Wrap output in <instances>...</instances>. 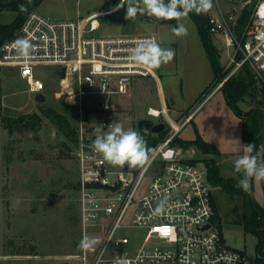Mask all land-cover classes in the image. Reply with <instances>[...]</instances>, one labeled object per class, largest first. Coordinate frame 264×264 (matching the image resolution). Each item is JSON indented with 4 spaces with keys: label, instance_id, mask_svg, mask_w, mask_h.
Here are the masks:
<instances>
[{
    "label": "built area",
    "instance_id": "2783aa9c",
    "mask_svg": "<svg viewBox=\"0 0 264 264\" xmlns=\"http://www.w3.org/2000/svg\"><path fill=\"white\" fill-rule=\"evenodd\" d=\"M78 20L56 19L36 9L29 13L18 33L3 42L0 65L15 67L30 91L45 88L37 74L41 64L65 67L61 79L66 103L78 107V206L80 241H98L93 251L79 248L76 254L45 256L48 264H257V255L227 243L223 229L214 219V187L206 167L193 162L185 149L174 145L193 112L177 122L164 106H149L148 118L164 114L170 127L165 139L148 153L143 166H113L96 152L98 133L87 124V114L99 107L100 126L106 131L114 120L116 95H126L136 76H157L134 62L131 50L137 43L154 40V33L96 35L99 15ZM234 15H210V31L220 35L228 53V74L223 83L244 63H249L264 84V0H255L248 22L239 37ZM27 41V56L19 52V42ZM238 54L241 57L238 58ZM73 92L74 102H68Z\"/></svg>",
    "mask_w": 264,
    "mask_h": 264
},
{
    "label": "rangeland",
    "instance_id": "374dc122",
    "mask_svg": "<svg viewBox=\"0 0 264 264\" xmlns=\"http://www.w3.org/2000/svg\"><path fill=\"white\" fill-rule=\"evenodd\" d=\"M254 3L255 0H213L209 14L219 12L226 17L233 14L231 24H234L243 8L248 6L252 11ZM120 4L121 0H43L37 9L51 18L67 20L82 19L96 12L109 13L97 17L100 27L96 35L156 34L161 48L174 50V58L157 68L156 77L136 76L126 95H116V115L110 124L138 129L139 120L147 118L149 106H164L177 122L184 120L186 112H193L179 135L184 139L200 135L216 151L203 154L192 147L185 149V154L200 160L202 168L203 159L213 157L225 177H238L234 160L243 155L241 145H246L242 122L221 88L211 86L206 90L215 75L195 22L188 14L176 22L156 20L148 14L126 19L127 8L113 10ZM14 16V10L0 9V23L10 22ZM181 24L187 34L177 36L173 28ZM213 39L221 65L225 70L230 69L221 36L213 35ZM0 69L5 114L40 113L43 107H52L78 127V107L64 100L61 79L65 67L38 65L36 71L45 88L37 92L30 91L15 67L4 65ZM240 106L248 110L250 99L241 101ZM93 110L87 114V124L97 132L103 114L97 106ZM151 119L167 123L164 114ZM74 150V144L47 117L36 129L16 128L12 132L0 121V264H48L45 256L78 252L79 171ZM213 194L227 243L257 255L258 238L244 229L242 221L243 198L230 195L220 187H214ZM252 194L264 205V179L253 178Z\"/></svg>",
    "mask_w": 264,
    "mask_h": 264
},
{
    "label": "trees",
    "instance_id": "16d2710c",
    "mask_svg": "<svg viewBox=\"0 0 264 264\" xmlns=\"http://www.w3.org/2000/svg\"><path fill=\"white\" fill-rule=\"evenodd\" d=\"M42 1L43 0H0L1 10L16 11V16L12 21L0 23V48L3 42L16 36L26 17L31 11L36 10L41 5ZM21 4L26 6V11H20L19 6ZM124 8H127V5H125ZM250 13V9L246 6L243 8L240 16L236 20L235 29L239 37L242 36ZM188 15L197 26L214 71L215 77L210 85L207 86V90L211 86H217L218 83L228 74L230 69L225 70L224 66L221 65L220 53L218 47L214 43L213 34L210 31L209 10L207 12L200 13L191 11ZM164 21L176 22V19H166ZM240 57L241 54H238V58ZM220 88L223 90L229 105L241 119L244 143L254 144L256 149H260L264 146V84L259 81L252 66L249 63H244L238 73L230 76ZM246 99H250L251 101V107L248 110H244L240 106V102L245 101ZM189 113L190 112H188V114ZM44 117H47L50 121H52L66 137V139L74 144V147L77 145V128L71 124L65 114L52 107H43L40 113H22L17 116L5 114L3 97L0 91V121L3 122L9 132H12L16 128L36 129L40 126ZM135 130L145 138L147 148L150 152L165 139L169 131V125L166 123L165 128L159 131L139 128ZM173 144L181 146L184 149L195 147L203 154H209L216 151L215 146L205 141L200 135L194 139H184L177 134L173 140ZM255 154L256 151L254 150L253 155ZM262 156H264V154H262ZM199 161L200 160L193 159V162L195 163H198ZM203 161L207 169L208 181L213 187H220L230 195H237L243 198L244 212L242 221L244 229L257 236V264H264V205L260 203L252 194L253 179L250 182L249 190L245 192L243 189L236 186L238 180L241 178L240 174L238 177H225L221 172L219 163L213 157L204 158ZM213 198L216 210L214 219L223 229L216 200L215 197Z\"/></svg>",
    "mask_w": 264,
    "mask_h": 264
},
{
    "label": "clouds",
    "instance_id": "9594fccd",
    "mask_svg": "<svg viewBox=\"0 0 264 264\" xmlns=\"http://www.w3.org/2000/svg\"><path fill=\"white\" fill-rule=\"evenodd\" d=\"M142 3V7L140 4ZM127 5L126 19L135 18L138 14H148L156 19H177L186 16L189 12H207L213 7V0H121L115 10ZM20 11H26V6L21 4ZM177 36L186 35L184 26L173 28ZM19 52L27 56L31 45L27 41L19 42ZM134 62L150 69L159 68L167 64L175 56L172 49L161 48L154 40H145L136 44L131 50ZM68 102H74L73 92L68 93ZM97 134L92 147L102 154L103 159L113 166L130 168L143 166L148 160L149 150L145 138L132 128L125 129L120 123L110 124L107 131L103 126H97ZM243 155L234 160V172L240 174L237 187L245 192L249 190L253 178L264 179V146L256 149L254 144L241 145ZM254 150L256 154L253 155ZM98 241L91 237H83L78 247L83 251H93Z\"/></svg>",
    "mask_w": 264,
    "mask_h": 264
},
{
    "label": "water",
    "instance_id": "95a60500",
    "mask_svg": "<svg viewBox=\"0 0 264 264\" xmlns=\"http://www.w3.org/2000/svg\"><path fill=\"white\" fill-rule=\"evenodd\" d=\"M149 16L152 17L153 19H156L151 15ZM156 20H166V19H156ZM138 128L139 129H150L151 131H159L165 128V124L163 122L155 123L151 119L143 118L139 121Z\"/></svg>",
    "mask_w": 264,
    "mask_h": 264
},
{
    "label": "crops",
    "instance_id": "0c3cea01",
    "mask_svg": "<svg viewBox=\"0 0 264 264\" xmlns=\"http://www.w3.org/2000/svg\"><path fill=\"white\" fill-rule=\"evenodd\" d=\"M114 8L116 9V7H114ZM114 8H113V10H114ZM96 13H97V12H96ZM15 16H16V11H15ZM15 16H14V17H15ZM12 20H13V19H12ZM0 66H4V65H0ZM0 82H1V69H0ZM187 113H188V112H186L185 115H186ZM185 115H184V116H185Z\"/></svg>",
    "mask_w": 264,
    "mask_h": 264
},
{
    "label": "flooded vegetation",
    "instance_id": "af4514ba",
    "mask_svg": "<svg viewBox=\"0 0 264 264\" xmlns=\"http://www.w3.org/2000/svg\"><path fill=\"white\" fill-rule=\"evenodd\" d=\"M147 118H148V117H147ZM148 119H151V118H148ZM140 120H141V119H140ZM140 120H139V121H140ZM151 120H153V119H151ZM153 121H154L155 123H157V122H158V121H155V120H153ZM138 125H139V122H138Z\"/></svg>",
    "mask_w": 264,
    "mask_h": 264
}]
</instances>
